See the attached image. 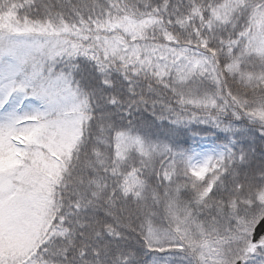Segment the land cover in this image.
<instances>
[{
  "label": "snow or ice",
  "instance_id": "1",
  "mask_svg": "<svg viewBox=\"0 0 264 264\" xmlns=\"http://www.w3.org/2000/svg\"><path fill=\"white\" fill-rule=\"evenodd\" d=\"M0 264H264V0H0Z\"/></svg>",
  "mask_w": 264,
  "mask_h": 264
}]
</instances>
